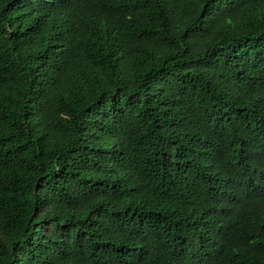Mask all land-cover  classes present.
<instances>
[{
    "label": "trees",
    "instance_id": "16d2710c",
    "mask_svg": "<svg viewBox=\"0 0 264 264\" xmlns=\"http://www.w3.org/2000/svg\"><path fill=\"white\" fill-rule=\"evenodd\" d=\"M0 264H264V0H0Z\"/></svg>",
    "mask_w": 264,
    "mask_h": 264
}]
</instances>
